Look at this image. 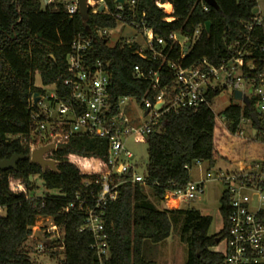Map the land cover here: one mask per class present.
<instances>
[{"label":"trees","instance_id":"trees-1","mask_svg":"<svg viewBox=\"0 0 264 264\" xmlns=\"http://www.w3.org/2000/svg\"><path fill=\"white\" fill-rule=\"evenodd\" d=\"M116 1L103 0L106 9L91 7L85 19L79 11L69 14L67 3L60 0L49 3L0 0V161L15 154L30 153L33 117L40 113L34 96L45 95L44 88L35 85L37 73L44 86L56 85L59 96L69 93L64 85L68 74L67 56L79 36L93 37L87 56L90 63L97 60L109 63L114 115L121 113L119 101L123 97H135L143 107L145 99H153L164 86L175 85L174 70L168 66V60L190 66L206 59L219 66L242 56L244 72L248 71V63L255 65V74L264 71V16L261 23L256 22L257 0H216L218 8L204 0ZM158 2H169V11L172 8L173 11L167 13ZM119 22L138 30L152 29L158 54L146 48L144 53L151 59L143 58L135 53L140 47L137 41L132 45L117 41L109 46V37H101L100 33L117 27ZM207 22H210L209 30ZM176 33L190 39L197 35L183 58L182 46L173 38ZM158 38L164 43L159 44ZM136 65L141 67L144 76L134 75ZM149 70L158 72L159 87H153ZM220 92V88L210 90L208 103L197 108L166 112L150 133L139 138L148 144L146 184L124 183L118 197L105 207L110 256L103 264H156L145 257L144 244L146 241L159 243L170 236L171 214L183 219L181 240L189 248L186 264L224 263V254L215 248L228 234L229 193L224 191L220 200L222 228L209 235L211 215L196 208L159 209L147 201L144 191L147 185L158 199L164 200L168 189L181 188L190 181L189 169L194 161H207L214 167L218 160L226 158L216 138L219 130L224 132L226 127L235 134L244 119L250 120L253 128L260 129L259 121L256 123L251 116L255 111L252 101L231 102L222 113L224 127L211 108ZM43 118L40 114L39 119ZM254 136L256 140L260 137L257 133ZM261 146L259 156L264 154ZM49 157L57 161L56 170H43L40 164L29 159H20L16 168L0 167V209L5 211L0 214V264H35L27 245L31 236L44 242L48 253L58 256L50 250L47 238L32 228L39 216H50L63 228V264H102L93 246V234L88 229L80 230L86 215L79 207V199L89 202L96 196L98 186L94 180L108 167V138L76 134ZM33 176H39L47 189L57 193L30 196ZM14 181H21L25 191H13ZM71 203H75L74 207L66 210Z\"/></svg>","mask_w":264,"mask_h":264},{"label":"built area","instance_id":"built-area-1","mask_svg":"<svg viewBox=\"0 0 264 264\" xmlns=\"http://www.w3.org/2000/svg\"><path fill=\"white\" fill-rule=\"evenodd\" d=\"M51 1L54 0H45V3ZM97 1L100 4L94 6L89 0L90 4L98 9L103 0ZM164 4L158 2V5L167 13H171L173 9L167 10ZM66 8L69 14H74L79 11V3L77 0L67 2ZM167 19L170 20V17ZM255 20L261 23L262 16H256ZM140 31L145 34L146 47L143 48L140 44L135 53L145 59H151L144 53V50L149 48L154 55L158 54L154 46L153 30L143 27ZM176 34L173 38L178 41ZM107 35V29L100 33L101 37ZM196 38L197 35L192 40L195 41ZM92 41L91 36H79L72 43V50L67 56L68 74L64 79V85L69 89V93L61 97L57 94L56 88V92L51 95V105L57 106L59 118L53 117L52 109L47 107L42 109L38 105L40 113L33 117L34 125L31 136L35 135L39 139V144L34 145L33 142L29 144L31 152L34 148L50 143H55L54 150H57L62 143L76 134H96L108 138V167L101 171L94 180L98 186L96 196L93 201L89 202L79 199V207L86 215L85 223L80 230L88 229L93 234V246L103 264V261L110 256L108 234L105 231V207L109 201L118 197L120 187L124 183L146 184L147 173L143 175L137 172L139 163L133 161L134 154L127 148L125 139L133 136L139 140L147 135L158 123L159 117L166 112L197 108L208 103L207 94L210 90L219 88L221 84L223 88H230L233 96L236 89H241L250 102H253L260 129L252 127V134L257 133L260 136L257 141L264 146V71L255 74V65L248 63V71L244 72L242 56L233 57L219 66L211 64L206 59L190 66H183L180 62L168 60V66L174 70L175 85L171 88L164 86L153 99H145L143 108L149 120L144 125H132L129 121H119L120 114H112L109 63L97 60L92 64L88 61L87 56L92 47ZM135 41V39H127L125 43L132 45ZM157 42L164 43L161 38H158ZM186 51L182 48V58ZM134 75L137 78L145 75L139 65L134 67ZM148 76L154 88L160 86L158 72L149 70ZM249 86L253 89L251 96L247 94ZM126 99L139 104L135 97H123L119 101V106ZM241 103L245 104L242 101ZM40 114L44 115L43 119H39ZM53 151L47 153L46 157L51 158L47 155ZM196 161L203 162L202 160ZM206 176L211 179L213 174L207 172ZM215 178L223 182L225 191L230 194L228 234L220 241L225 243V247L224 250L218 249V245L215 248L224 254L223 264H264V154L253 162H242L236 165V168L220 170ZM89 183L90 181H87V184ZM11 189L15 192L25 191V185L21 181H14ZM204 189L205 181L190 180L181 188L168 189L164 201L168 208L178 209L181 202L195 199L204 192ZM90 193L93 194L94 190ZM74 205L75 203H71L66 210ZM58 227L53 222L49 229L55 231ZM45 247L44 242H38L37 250L41 251Z\"/></svg>","mask_w":264,"mask_h":264},{"label":"rangeland","instance_id":"rangeland-1","mask_svg":"<svg viewBox=\"0 0 264 264\" xmlns=\"http://www.w3.org/2000/svg\"><path fill=\"white\" fill-rule=\"evenodd\" d=\"M45 1V0H42ZM48 1V0H47ZM62 2H73L75 0H60ZM258 4L254 8L255 14L258 16H264V0H257ZM92 4V3H91ZM100 4L96 2L94 6ZM166 9H170L171 6H164ZM99 9V8H98ZM171 19V17H170ZM109 46H114L117 41H125L127 39H135L139 42L143 48L146 47L145 34L138 30L135 26L127 23L119 22L117 27L108 29ZM178 41L180 42L184 51L188 49L194 42V40L187 38L180 33L176 34ZM35 85L44 88L45 95H41L38 99V105L44 108L52 109V115L54 118H59L57 106H52L51 95L56 92V85L50 84L44 86L41 81L39 73L35 76ZM221 92L216 96L212 102V110L216 114L218 120L225 127V122L222 117L223 111L230 105L231 102L237 101L230 88L220 87ZM247 94L253 95V89L249 86L247 88ZM43 105H42V104ZM121 113L118 118L119 121H129L132 125H144L149 116L145 115V109L134 101L129 99L121 102ZM242 132V133H241ZM218 144L222 153L226 158L218 160L216 166L210 167L207 161L198 163L194 161L189 169L190 180L194 182L205 181L204 192L199 194L195 199L188 202H181L180 208H196L203 214L212 216V224L209 228V235H214L220 231L223 225V219L220 213L221 197L225 191V185L222 181L215 178L219 171H226L231 168H236V165L240 163H250L260 157L257 155L262 150L261 144L255 139L252 134V123L250 120H245L241 123L240 129L236 134L229 132L226 127L225 131L219 130L216 133ZM38 138L33 135L30 136L29 142L32 144H39ZM127 148L134 154L133 161L139 163L137 172L139 174H146L148 170V144L144 141L135 139L133 136L125 139ZM49 156V154L47 155ZM141 164V165H140ZM211 172L213 177L208 179L206 174ZM33 187L29 192L30 196H43L48 193L55 194L56 190L47 189L43 180L39 176L32 177ZM145 193L148 196L147 201L153 203L159 209L168 208L167 203L164 200L158 199L149 186H145ZM5 211L0 209V214H4ZM172 222L171 234L169 237L159 243H151L146 241L144 244V255L146 258L156 262V264H186L188 260L189 248L188 244L181 240L183 219L177 217L175 214L170 215ZM53 219L50 216H39L35 225L32 227L34 231L39 232L42 236L47 238L48 246H51V251H56L58 256H53L48 253L46 249L41 251L37 250V244L39 241L34 236H31L27 242L28 247L31 249V259L35 264H63V254L61 248V240L63 239V228L58 227L57 230H50ZM225 243L220 242L218 249L224 250ZM46 251V252H45Z\"/></svg>","mask_w":264,"mask_h":264},{"label":"water","instance_id":"water-1","mask_svg":"<svg viewBox=\"0 0 264 264\" xmlns=\"http://www.w3.org/2000/svg\"><path fill=\"white\" fill-rule=\"evenodd\" d=\"M79 3V12L82 15L83 18H87L90 8L93 7L89 0H77ZM117 3H124V0H117ZM205 3L208 5L218 8V3L216 0H204ZM100 11L105 10V5L101 4L99 6ZM210 22H207L206 27L209 30ZM41 95L35 94L34 96V102L36 105H38V99ZM234 98L237 101H242L245 104L250 103V100L246 95H244L243 91L241 89H236L234 91ZM148 113V111H147ZM251 116L253 120L258 123V118L256 115V112H252ZM160 132V129L158 130ZM56 148L55 143L46 144L37 148H34L29 154H15L11 158H5L0 161V167L3 170L10 169V168H16L17 162L20 159H29L32 162L38 163L42 166L43 170H46L47 168H51L53 170H56L57 161L52 158H47L46 154L53 151Z\"/></svg>","mask_w":264,"mask_h":264},{"label":"bare ground","instance_id":"bare-ground-1","mask_svg":"<svg viewBox=\"0 0 264 264\" xmlns=\"http://www.w3.org/2000/svg\"><path fill=\"white\" fill-rule=\"evenodd\" d=\"M90 2H91L93 5H95V4H96V2H97V0H90ZM164 6H169V4H168V3H166V4H164Z\"/></svg>","mask_w":264,"mask_h":264},{"label":"crops","instance_id":"crops-1","mask_svg":"<svg viewBox=\"0 0 264 264\" xmlns=\"http://www.w3.org/2000/svg\"><path fill=\"white\" fill-rule=\"evenodd\" d=\"M169 3V2H168ZM173 9V8H172ZM220 147V146H219ZM221 149V148H220Z\"/></svg>","mask_w":264,"mask_h":264}]
</instances>
